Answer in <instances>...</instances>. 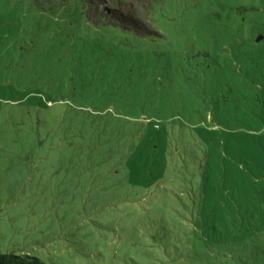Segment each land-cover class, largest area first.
<instances>
[{"label": "rangeland", "instance_id": "374dc122", "mask_svg": "<svg viewBox=\"0 0 264 264\" xmlns=\"http://www.w3.org/2000/svg\"><path fill=\"white\" fill-rule=\"evenodd\" d=\"M85 1L161 36L0 0V85L63 101L34 116L0 90V253L264 264V38L247 30L264 34V0Z\"/></svg>", "mask_w": 264, "mask_h": 264}, {"label": "trees", "instance_id": "16d2710c", "mask_svg": "<svg viewBox=\"0 0 264 264\" xmlns=\"http://www.w3.org/2000/svg\"><path fill=\"white\" fill-rule=\"evenodd\" d=\"M91 3L95 0H89ZM34 18H40L42 16L53 14L54 16H79L81 17L88 27L92 29H97L104 33H110L114 31H125L129 32L131 36L142 39L144 42H150L149 40H155L160 37L159 31L157 34L151 33L149 25H139L137 21L133 20L131 16H123L113 7H106L105 10L107 16H101L99 19H94L88 12L89 3L85 0H30ZM124 4L123 0H118L117 5L120 6ZM50 11L51 13H47ZM109 17V18H107ZM130 21V22H129ZM154 30V29H153ZM251 33V37L254 42L261 41L264 38V34L257 32L254 28L247 29ZM11 90L13 96L5 98L2 102L4 104L11 103L16 107V111L23 114H34L39 115L44 112L46 107L53 108L55 103H63L62 100H57L55 102L45 99L40 92L30 91V87H25L24 85L9 86L4 83L0 85V90H3L5 95L8 94V90ZM2 99V98H1ZM0 99V100H1ZM36 121V120H34ZM144 122L148 125L152 123V120L145 118ZM32 125H36L32 123ZM156 128L159 129V125L155 124ZM148 152L154 147L147 144ZM153 151V150H152ZM0 264H46L36 256L28 254H17L14 252L0 253Z\"/></svg>", "mask_w": 264, "mask_h": 264}]
</instances>
